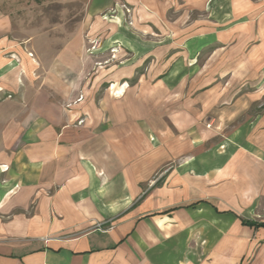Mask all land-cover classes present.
<instances>
[{
	"label": "crops",
	"instance_id": "crops-1",
	"mask_svg": "<svg viewBox=\"0 0 264 264\" xmlns=\"http://www.w3.org/2000/svg\"><path fill=\"white\" fill-rule=\"evenodd\" d=\"M5 1L0 264H264V0Z\"/></svg>",
	"mask_w": 264,
	"mask_h": 264
},
{
	"label": "rangeland",
	"instance_id": "rangeland-1",
	"mask_svg": "<svg viewBox=\"0 0 264 264\" xmlns=\"http://www.w3.org/2000/svg\"><path fill=\"white\" fill-rule=\"evenodd\" d=\"M3 6L5 7V11L12 17L14 25L18 27L19 32L20 29L23 31L29 28L38 30L48 23H58L61 18L59 16L61 6L52 2V0H6ZM15 36L23 37L26 35L20 32L15 33ZM99 47H97V43H88L87 51H97ZM104 56L107 58V62L114 59L113 52H106ZM79 98L82 97H78L73 103H77Z\"/></svg>",
	"mask_w": 264,
	"mask_h": 264
},
{
	"label": "built area",
	"instance_id": "built-area-1",
	"mask_svg": "<svg viewBox=\"0 0 264 264\" xmlns=\"http://www.w3.org/2000/svg\"><path fill=\"white\" fill-rule=\"evenodd\" d=\"M79 100H81V98H79ZM79 100H78V101H79Z\"/></svg>",
	"mask_w": 264,
	"mask_h": 264
}]
</instances>
